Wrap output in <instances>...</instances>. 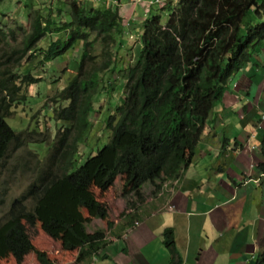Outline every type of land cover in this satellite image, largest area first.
I'll use <instances>...</instances> for the list:
<instances>
[{
    "label": "trees",
    "instance_id": "obj_1",
    "mask_svg": "<svg viewBox=\"0 0 264 264\" xmlns=\"http://www.w3.org/2000/svg\"><path fill=\"white\" fill-rule=\"evenodd\" d=\"M5 1L0 0V6ZM66 5V20L63 15L52 18L50 8L32 11V4L27 5L30 31L22 48L11 53L4 47L10 38L17 41V32L0 26V162L25 144L24 136L39 134L48 147L47 161L33 155V168L21 169L32 173L25 194L33 200V212L14 202L0 220V233L14 252L31 248L24 223H33L35 214L49 228L57 227L45 206L61 201L70 190L89 187L92 181L108 189L121 178L127 205L134 207L137 198L144 199V185L159 187L179 179L228 90V80L251 64L257 66L259 53L264 55V0H180L175 8L169 6L166 24L160 15L150 14L140 22L142 47L130 66L124 60L130 50L120 8L92 7L80 0H68ZM43 41L45 47L40 45ZM97 45L100 57L93 53ZM75 47L83 50L77 60L70 59L76 69H68L75 74L50 98V110L45 111L51 120L45 126L48 133L39 132V119L28 133L10 127L5 119L20 99L19 79L29 85L38 82L30 70L15 74V63L20 65L37 50L42 65L53 63ZM125 71L122 91L105 119L109 139L91 145L88 135L102 115V99L113 100V93L119 92L114 91V77ZM83 146L88 150L84 163L78 160ZM259 167L264 171V164ZM78 201L81 207L99 208L93 199ZM64 228L65 249L78 250V263L99 255L108 244L101 229L90 234L83 224L66 223ZM166 236L165 244L173 248ZM176 255L172 264H180ZM36 259L39 264H54L44 254L36 253Z\"/></svg>",
    "mask_w": 264,
    "mask_h": 264
},
{
    "label": "crops",
    "instance_id": "obj_2",
    "mask_svg": "<svg viewBox=\"0 0 264 264\" xmlns=\"http://www.w3.org/2000/svg\"><path fill=\"white\" fill-rule=\"evenodd\" d=\"M119 1L139 34L150 0ZM256 60L212 112L166 208L117 234L91 264H172L175 253L180 264H264V55Z\"/></svg>",
    "mask_w": 264,
    "mask_h": 264
},
{
    "label": "rangeland",
    "instance_id": "obj_3",
    "mask_svg": "<svg viewBox=\"0 0 264 264\" xmlns=\"http://www.w3.org/2000/svg\"><path fill=\"white\" fill-rule=\"evenodd\" d=\"M156 1V0H155ZM61 0H6L0 6V25H4V28L8 30H15L17 32V41L13 39L8 40V46H5L4 49L11 53L13 48L20 49L22 48V42L24 39L25 33L30 31V12L31 9L27 8V5L32 4V11L38 8H45V6L53 7L57 10ZM173 6H177V3H173L172 1H168V3L162 6L161 4H154V14L160 15L162 18V23L166 24L169 17V4ZM48 8V7H47ZM165 8V11L163 10ZM4 14V15H3ZM61 21V19H60ZM21 28V29H20ZM129 33V31H128ZM133 34L132 38H129L127 43V50H130L129 53H126L124 56L125 65L130 66L134 65L137 61L142 44L140 42V38L137 35V32L131 30ZM47 41H43L40 45L43 47L46 46ZM4 46V44H3ZM100 45H97V50L93 53L100 57L101 50L99 49ZM82 48L75 47L70 50L68 53L64 54L60 58L56 60L54 63H47L42 65L41 63V52L39 50L28 54L26 61H22L20 65L15 63L13 67V71L15 74L22 76V74L30 70V73L33 78L38 80L36 84H25L18 82V87H20L19 93H17V98H20L18 102L22 101L21 98L24 97L25 100L21 103L16 104L12 107V114L8 119V123L18 131L26 130L30 126L34 125L38 119L40 124L45 128L46 123L48 121V116L45 111L49 112L50 108L48 104L50 103V98L54 96L58 91L62 90L68 81L73 77L75 73L69 71L68 68L72 69L73 65L70 66V59L77 60L79 56L82 54ZM2 52L0 53L1 56ZM32 55V59H29V56ZM126 68V67H125ZM128 71L123 73H119L115 76V83L112 84L114 86V91L118 90L119 92L113 93V100L109 99V97H104L102 99L103 111L102 115L94 120L92 131L89 136V144H101L104 141L109 139V132L104 130L105 128V119L110 113V110H113L115 105V100L118 98V93L122 91L121 81L127 77ZM229 84L234 85L237 84L236 78H230L228 80ZM236 89V88H235ZM2 98V95H0ZM114 101V102H112ZM51 112V111H50ZM51 122V120H49ZM46 129V128H45ZM44 129V130H45ZM55 133L52 134V138L54 139ZM39 146H42V143L35 142L30 145L29 149L36 151L38 153L45 152L46 146L43 149H38ZM35 147V148H32ZM88 150L86 147H82L80 149L78 160H82L84 163L87 158ZM24 154V150L16 151L14 155L20 156ZM44 155V154H43ZM5 169L9 170L10 167L5 166ZM1 181H0V194L1 188L4 190V194L7 195L6 198L12 199L16 194H19L22 190V181L20 179L14 178V183L9 184L10 173L5 172L1 168ZM6 189H8L6 191ZM8 192V194H7ZM169 194L165 192L163 196ZM162 197V196H161ZM94 199L96 203L100 205V208L97 209V212L100 214V217L93 218L91 213H95V209L85 210L84 208L78 207V200H90ZM153 197H149L146 203L141 206L142 209L138 211V214L141 216L145 211H152L154 205L158 204V210L163 209L165 205H160V201L157 199H151ZM62 207L63 211L66 212V219L68 223H76L86 222L88 225L89 232H94L98 229L105 230L107 239L110 241L111 239H115L116 233L120 232L121 224L124 222V219H121L122 213L126 211V201L123 196V186L122 183L117 181L115 185L109 190H103V188L98 185L95 181H92L89 187L78 189V190H70L68 194L61 200L58 207ZM112 224L109 226L108 224ZM39 231L34 232L33 234V249L37 251H41V253L50 257L56 264H74L77 251L76 252H68L65 249V239L67 238V233L63 229L62 223H58V226L52 230V234L55 233L56 237L47 236L43 231V224H38ZM131 236V235H130ZM0 264H37L35 255L31 252L18 250L16 252H7L6 247L3 243H0Z\"/></svg>",
    "mask_w": 264,
    "mask_h": 264
},
{
    "label": "clouds",
    "instance_id": "obj_4",
    "mask_svg": "<svg viewBox=\"0 0 264 264\" xmlns=\"http://www.w3.org/2000/svg\"><path fill=\"white\" fill-rule=\"evenodd\" d=\"M80 1H84V2H86L89 6H92V7H106V8H111V9H116V8H119V6L121 5L120 4V1L119 0H112V2L110 1V0H93V2L91 3V2H87L86 0H80ZM168 1H172V4L173 3H180V0H150V1H148V4H147V6L149 7L148 8V10H150L153 6H154V4L156 3V4H161L162 6H164L165 5V2H166V4L168 3ZM67 2H68V0H61V2H58V4H59V6H58V8H57V10H55L53 7H49V6H45V8L48 10V8H50L51 9V11H52V18H56V17H62V15L64 16V20H66L67 19V17L64 15L65 13V11L67 10ZM103 3V5H98L99 3ZM112 4V6H110ZM114 6V7H113ZM169 6H171V7H176V6H174V4H173V6L171 5V3L169 4ZM48 7V8H47ZM163 10L165 11V8H163ZM121 12V11H120ZM151 14V13H150ZM58 15V16H57ZM148 15V16H147ZM147 15H145V17H144V19L142 20V21H144L145 19H147L148 17H149V14H147ZM121 16H122V14H121ZM122 18H123V16H122ZM60 19V18H59ZM124 19V18H123ZM61 20H63V19H61ZM140 22H141V20H140ZM130 25H131V22L129 21V23L127 24L126 23V21H125V19H124V26H125V29H126V31H125V33H126V37H127V40L129 39V38H132L133 37V34L132 33H128V30H130ZM1 26V25H0ZM4 30H6L5 28H3ZM141 29H139V31H140ZM7 31V30H6ZM131 31V30H130ZM136 31V30H135ZM137 32V31H136ZM141 33V32H140ZM140 33L139 34H137L138 36H139V38H140ZM63 56V55H62ZM60 58V57H59ZM57 60V59H56ZM56 60L54 61V62H56ZM53 62V63H54ZM70 62V61H69ZM72 64H71V62H70V66H71ZM250 66H252V64L251 65H249V66H247L246 68H250ZM245 68V69H246ZM72 69H76V67L74 66ZM244 69V70H245ZM69 71H71V72H73V70H69ZM74 73V72H73ZM228 84V83H227ZM230 85V84H229ZM229 85H227V88H228V90H229ZM227 90V91H228ZM225 95V94H224ZM224 95H223V97H224ZM11 99V98H10ZM22 99V98H21ZM223 99V98H222ZM24 100H22L21 102H23ZM21 102H16V103H14V105L13 106H15L16 104H18V103H21ZM12 106V107H13ZM12 110V109H11ZM12 113V112H11ZM8 119H9V117H7L6 119H5V121H6V123L10 126V127H12L9 123H8ZM261 119L262 120H264V116H262L261 117ZM50 120V119H49ZM93 124H94V122H93ZM41 125V127H40V133L41 134H46V132L48 133V131H47V129H45L44 127H43V125L42 124H40ZM206 126H207V124H206ZM206 126H205V128H206ZM31 127V126H30ZM30 127L28 128L29 130H30ZM13 128V127H12ZM93 128V127H92ZM92 128H91V130H90V132L92 131ZM15 129V128H14ZM28 129H26L25 131H27V133L28 132H30ZM45 129V130H44ZM105 129V128H104ZM106 130V129H105ZM205 130V129H204ZM18 131V130H17ZM21 131V130H20ZM20 131H18V132H20ZM22 131H24V130H22ZM106 132V131H105ZM53 134V133H52ZM110 134V133H109ZM203 135V134H202ZM52 136V135H51ZM26 136H24V138H22L23 140H25V144L19 149V150H17V151H22V150H24V154L23 155H20V156H17V155H14L15 154V152L14 153H9V155H7L1 162H0V170H1V168L5 171V172H9L10 173V180L8 181V183L9 184H13L14 183V178H16L17 180L18 179H20L21 181H22V190L20 191V193L19 194H16L12 199H10V198H6V196L7 195H5L4 193V190L1 188V194H0V220H1V217L3 216V214L7 211V209H8V207H11V205L14 203V202H16V205H19L20 207H24V208H26L27 210H29V211H31V212H33V205H31L32 204V202H33V200H32V198L31 197H28V195L27 194H25V192H26V188H27V186H28V182H29V180H30V176L32 175V173L30 174V175H26L25 173H22L21 172V169L23 168V167H26V166H29V167H31V168H33V166H34V159H32L31 158V156H33V155H36L37 157H38V160H42V161H44V160H46L47 161V158H48V154H47V145L45 144V142H44V140H43V138L38 134V135H36V136H32V137H30V138H28V139H26L25 138ZM263 138H264V135H263ZM201 139H202V136H201ZM201 139H200V141H201ZM200 141H199V143H200ZM35 142H40V143H42V146H39L38 147V149H43L44 148V146H46L47 148H46V150L44 149V151L45 152H40V153H38V152H36V151H33V150H31V149H29V147H30V145L31 144H33V143H35ZM262 142H263V140H262ZM198 146H199V144L197 145V148H196V151H195V153L193 154V156L191 157V159H190V162L188 163V165L185 167V169L183 170V172H181V176H180V178L179 179H177V180H173V181H165V182H163V183H161L160 184V186L158 187V186H154L153 185V183H148V184H146V185H144V199L142 200V201H140L138 198H137V204H136V206H134V207H129L128 205H127V202H126V211L124 212V213H122V215H121V219H124V222L120 225L121 226V229H120V232L121 233H127L126 232V230L127 231H131V230H133L135 227H136V225L137 224H139V223H137V222H139V221H141L143 218H145V217H147V216H149L150 214H153V213H157V212H159V211H161V210H163V209H165L166 208V206H167V202H168V199H169V195H170V192H171V186H173V184L174 183H177V182H179L180 180H181V178L184 176V174H185V171L192 165V162H193V160H194V158H195V156H196V154H197V149H198ZM32 148H35V147H32ZM44 154V155H43ZM262 155H263V153H262ZM264 157V156H263ZM88 159L86 158L85 159V162L87 161ZM262 164H264V163H262ZM261 164V165H262ZM8 165V167H10V169L9 170H7V169H5V166H7ZM260 166V165H259ZM259 169H260V167H259ZM261 170V169H260ZM263 173H264V171L263 170H261ZM159 176H160V174H159ZM0 181H1V171H0ZM117 181H119V182H121L122 183V186H123V189H124V185H123V180L121 179V178H118L116 181H115V183L117 182ZM115 183H114V185H115ZM113 185V186H114ZM113 186H111V187H109L108 189H103V190H109V189H111ZM6 190H8V189H6ZM165 192H168L169 194H167V195H165V196H163L164 195V193ZM7 194H8V192H7ZM162 196V197H161ZM128 197H131L130 195H128ZM149 197H153V198H151V199H157V201H160V205L162 206V205H166V206H164L163 207V209H161L160 208V210H158V208L159 207H157L158 206V204H151V205H154V208H153V210L151 211H145L141 216L138 214V211L140 210V209H142V207L141 206H143L145 203H146V201H147V199L149 198ZM93 199V198H92ZM124 199H125V201H126V196H124ZM93 201H94V199H93ZM60 202L61 201H54V202H52L51 204H49V205H47V206H45L46 207V209H47V211L49 212V215H50V218L51 219H53L54 220V222H55V226H58V223L60 222V223H62V225H63V229H64V231L66 232V230H65V228H64V225L67 223V224H83L85 227H86V229H87V231H88V233H90V234H92V233H94V232H89V230H88V225L89 224H87L86 222H79V221H77L76 223H68L67 222V219H66V212H64L63 211V209H62V207H58L57 208V206H58V204H60ZM79 202V201H78ZM78 207H80V208H84V207H81V206H79V204H78ZM99 208H100V205H99ZM99 208H96L95 206L94 207H92V208H89V209H87V208H84L85 210H90V209H95V213H91L90 215H92L93 216V218H97V217H100V214L97 212V209H99ZM125 215H127V216H129V215H131V217H130V219H128L127 217H125ZM32 220H33V223H31V224H28V223H24V226L26 227V234L28 235H30V237H31V248L29 249V250H25V251H27V252H31V253H33L34 255H35V259H36V253H40V254H43V253H41V251H37L36 249H33L32 247H33V234H34V232H36V231H39V227H38V224H43L44 225V227H43V231H44V233L47 235V236H49L48 235V233H47V231H50L51 233H52V230H54L55 229V227L54 228H49L50 226H48L47 225V223L44 221V220H42L38 215H34L33 217H32ZM3 223H0V226L2 225ZM109 226H112V224H108ZM101 230H103V229H101ZM97 231V230H96ZM0 232H3V231H0ZM103 232H104V234H105V240H107V242H108V244H107V246L109 245V243L111 242V240L109 241L108 239H107V236H106V233H105V230H103ZM67 233V232H66ZM121 233H119V232H117L116 233V235L117 234H121ZM54 235H55V237H56V234L55 233H53ZM50 237V236H49ZM117 237V236H116ZM51 238V237H50ZM52 239V238H51ZM0 243H3V245L6 247V250H7V252H14V251H11L10 250V248H9V245H8V242L6 241V239L4 238V235H3V233H0ZM107 246H106V248H107ZM68 251V250H67ZM77 251V255H76V259H75V263L74 264H91L92 262H94L95 260H98L99 258H100V254H101V252H103L104 251V249L101 251V252H99V255H94V256H92L90 259H87L86 261H83L82 263H78L77 262V256H78V250H75V251H68V252H76ZM45 255V254H44ZM47 256V255H46ZM48 257V256H47ZM49 259H50V261L51 262H53L54 264H56L50 257H48ZM36 262H37V264H39L38 263V261H37V259H36Z\"/></svg>",
    "mask_w": 264,
    "mask_h": 264
}]
</instances>
